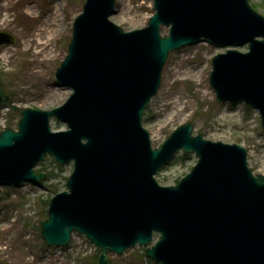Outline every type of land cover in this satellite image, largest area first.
<instances>
[{"label": "water", "instance_id": "water-1", "mask_svg": "<svg viewBox=\"0 0 264 264\" xmlns=\"http://www.w3.org/2000/svg\"><path fill=\"white\" fill-rule=\"evenodd\" d=\"M152 1L148 26L124 32L109 20L115 0H85L55 73L71 95L50 111L22 110L17 130L0 133V185H38L46 175L34 168L46 155L73 162L41 237L60 248L82 235L98 248L97 264L136 246L155 264H264V175H253L246 150L193 137L191 124L153 149L142 126L168 55L206 41L247 45L215 56L209 82L219 103L257 111L264 132V17L248 0ZM11 42L0 33V46ZM51 117L69 130L52 132ZM181 150L196 165L176 186H160L155 175Z\"/></svg>", "mask_w": 264, "mask_h": 264}, {"label": "rangeland", "instance_id": "rangeland-1", "mask_svg": "<svg viewBox=\"0 0 264 264\" xmlns=\"http://www.w3.org/2000/svg\"><path fill=\"white\" fill-rule=\"evenodd\" d=\"M84 2L0 0V33L12 38L10 44L0 46V84L4 90L0 132L17 129L20 111H50L61 107L71 95V90L57 84L55 73L67 55L72 26ZM248 3L264 17V0ZM57 14L59 21L54 23L52 19L50 25L48 20ZM153 14L152 0H115L109 20L122 31L132 32L146 28ZM55 24L60 29L53 34ZM160 34L166 37L168 28L161 27ZM42 47V59L31 61L32 52ZM227 49L202 41L170 53L160 88L143 113L142 126L150 135L153 149H157L173 131L191 124L192 135L245 149L253 175H264V133L258 113L243 103H219L210 86L212 60ZM231 49L248 51L247 45ZM50 127L53 132L67 130L54 117ZM196 162L194 154L184 156L179 152L160 169L155 180L162 187L175 186ZM34 171L47 178L38 185H0V264H97L98 248L82 235L73 234L69 245L60 248L47 247L41 237L49 201L56 193L66 191L73 162L61 166L46 156ZM157 239L155 236L153 241ZM145 249L136 246L121 256L109 255L107 264H155L145 257Z\"/></svg>", "mask_w": 264, "mask_h": 264}, {"label": "bare ground", "instance_id": "bare-ground-1", "mask_svg": "<svg viewBox=\"0 0 264 264\" xmlns=\"http://www.w3.org/2000/svg\"><path fill=\"white\" fill-rule=\"evenodd\" d=\"M50 18H51L50 20L47 19L50 22V25H51L52 19H54V23H56V21H59V15L58 14L55 15L54 18L53 17H50ZM59 29H60V25L59 24H55L53 26V29L51 30V33L55 32V31H58ZM42 31H44L46 33V29H42ZM53 34H55V33H53ZM44 51H45V48L42 47L41 49H38L36 52H32V59H31V61H35L37 59H42ZM50 54H51V51H49L48 53H46L45 54V58L47 59L48 56H50ZM31 74L34 75L33 73H31Z\"/></svg>", "mask_w": 264, "mask_h": 264}]
</instances>
